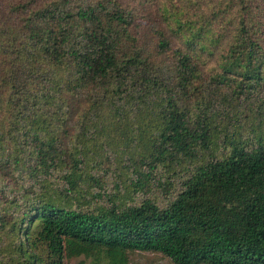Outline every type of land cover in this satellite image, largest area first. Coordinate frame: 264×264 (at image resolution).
I'll use <instances>...</instances> for the list:
<instances>
[{
	"label": "trees",
	"instance_id": "trees-1",
	"mask_svg": "<svg viewBox=\"0 0 264 264\" xmlns=\"http://www.w3.org/2000/svg\"><path fill=\"white\" fill-rule=\"evenodd\" d=\"M149 1L0 0V264H264V0Z\"/></svg>",
	"mask_w": 264,
	"mask_h": 264
},
{
	"label": "rangeland",
	"instance_id": "rangeland-1",
	"mask_svg": "<svg viewBox=\"0 0 264 264\" xmlns=\"http://www.w3.org/2000/svg\"><path fill=\"white\" fill-rule=\"evenodd\" d=\"M160 0H150L146 10H149L147 20L141 21L144 25L143 30H148L151 26L154 29L161 27L158 16V6ZM150 30V29H149ZM151 35L147 33V36ZM152 41V40H151ZM150 41V42H151ZM149 42V43H150ZM63 264H111V260L103 252H95L92 254H78L73 256H65ZM126 264H177L171 260L169 256L158 251L136 250L131 252L127 257Z\"/></svg>",
	"mask_w": 264,
	"mask_h": 264
}]
</instances>
